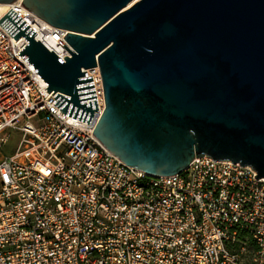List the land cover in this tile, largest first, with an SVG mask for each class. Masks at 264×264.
<instances>
[{
  "label": "built area",
  "instance_id": "obj_1",
  "mask_svg": "<svg viewBox=\"0 0 264 264\" xmlns=\"http://www.w3.org/2000/svg\"><path fill=\"white\" fill-rule=\"evenodd\" d=\"M23 1L6 4L0 19L13 9L66 62L69 32ZM27 45L0 23V150L7 129L21 135L0 159V264H242L245 238L264 264V178L255 169L209 156L169 176L125 164L93 134L105 110L100 66L83 69L99 107L88 124L55 105L60 93H48L19 55Z\"/></svg>",
  "mask_w": 264,
  "mask_h": 264
},
{
  "label": "water",
  "instance_id": "obj_2",
  "mask_svg": "<svg viewBox=\"0 0 264 264\" xmlns=\"http://www.w3.org/2000/svg\"><path fill=\"white\" fill-rule=\"evenodd\" d=\"M134 1L24 0L69 32L66 62L13 9L0 23L28 41L19 55L61 94L55 105L88 124L99 107L83 69L100 66L105 110L93 134L125 164L169 176L209 156L264 178V0Z\"/></svg>",
  "mask_w": 264,
  "mask_h": 264
},
{
  "label": "rangeland",
  "instance_id": "obj_3",
  "mask_svg": "<svg viewBox=\"0 0 264 264\" xmlns=\"http://www.w3.org/2000/svg\"><path fill=\"white\" fill-rule=\"evenodd\" d=\"M3 135L8 137V141L0 150V156L12 155L19 145L21 135L15 129H7ZM244 241L246 242V248L242 250L239 248L237 250L240 255L242 264H257L254 261V253L256 251L254 242L248 238H245Z\"/></svg>",
  "mask_w": 264,
  "mask_h": 264
},
{
  "label": "bare ground",
  "instance_id": "obj_4",
  "mask_svg": "<svg viewBox=\"0 0 264 264\" xmlns=\"http://www.w3.org/2000/svg\"><path fill=\"white\" fill-rule=\"evenodd\" d=\"M135 1H136V0H135ZM135 1H134V2H135ZM134 2H133V3H134ZM133 3H131V4H133ZM131 4H130V5H131ZM5 7H6V4H0V9H4Z\"/></svg>",
  "mask_w": 264,
  "mask_h": 264
},
{
  "label": "crops",
  "instance_id": "obj_5",
  "mask_svg": "<svg viewBox=\"0 0 264 264\" xmlns=\"http://www.w3.org/2000/svg\"><path fill=\"white\" fill-rule=\"evenodd\" d=\"M2 158V155L0 156V159Z\"/></svg>",
  "mask_w": 264,
  "mask_h": 264
}]
</instances>
